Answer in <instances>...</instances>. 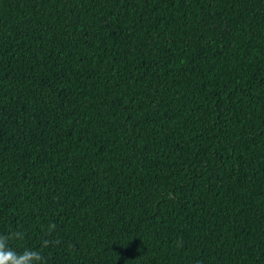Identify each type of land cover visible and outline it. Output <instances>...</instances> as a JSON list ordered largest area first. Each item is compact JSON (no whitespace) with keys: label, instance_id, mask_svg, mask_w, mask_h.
Segmentation results:
<instances>
[{"label":"trees","instance_id":"16d2710c","mask_svg":"<svg viewBox=\"0 0 264 264\" xmlns=\"http://www.w3.org/2000/svg\"><path fill=\"white\" fill-rule=\"evenodd\" d=\"M0 235L264 264V0H0Z\"/></svg>","mask_w":264,"mask_h":264},{"label":"clouds","instance_id":"9594fccd","mask_svg":"<svg viewBox=\"0 0 264 264\" xmlns=\"http://www.w3.org/2000/svg\"><path fill=\"white\" fill-rule=\"evenodd\" d=\"M15 235L19 238L23 233L17 232ZM48 244V240H43V247H47ZM0 264H45V259L40 251L33 249H24L17 253L9 247L8 238L0 235Z\"/></svg>","mask_w":264,"mask_h":264},{"label":"rangeland","instance_id":"374dc122","mask_svg":"<svg viewBox=\"0 0 264 264\" xmlns=\"http://www.w3.org/2000/svg\"><path fill=\"white\" fill-rule=\"evenodd\" d=\"M163 24L168 25V24H169V21H165V22H163ZM163 24H161V26H162Z\"/></svg>","mask_w":264,"mask_h":264}]
</instances>
